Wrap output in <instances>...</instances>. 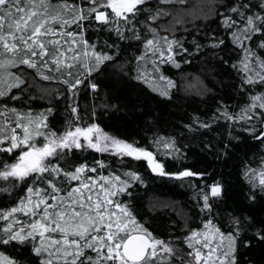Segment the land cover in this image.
Segmentation results:
<instances>
[{
    "label": "snow or ice",
    "instance_id": "1",
    "mask_svg": "<svg viewBox=\"0 0 264 264\" xmlns=\"http://www.w3.org/2000/svg\"><path fill=\"white\" fill-rule=\"evenodd\" d=\"M146 3L147 0H87L86 4L69 3V0H0V97H7L15 89L16 94L10 99L23 98L27 91V72L23 66L44 80L61 81L75 96L78 86L85 82L82 79L85 73L90 77L93 72L102 70L105 61L112 59L109 52L98 49L95 43L85 38L81 22H102L121 39L127 38L126 32L129 31L134 38L140 39L138 16ZM220 7L223 10L218 13L219 19L232 42L243 53L238 64L232 66L242 69L244 75L239 87L247 92L250 102L236 114L221 101L217 112H222L223 118L233 122L249 121L252 126L246 131L254 139L264 141V56L261 55L264 52V0H228ZM159 15L160 10H153L143 22L150 38L144 40L145 54L136 59H145L146 53L151 51L156 57L153 64L170 61L179 67L180 62L175 59L176 49L183 53L189 50L181 39L174 35H160L159 30L151 26L150 21ZM70 25L81 30L67 31ZM209 42L215 49L225 44V38L212 33ZM104 43L109 48L116 47L107 41ZM194 44L199 51L202 45L195 41ZM13 68L16 71H12ZM136 78L144 79L145 83L165 82L161 91L165 97L170 95L168 89L175 86L158 64L154 75L147 78L138 75ZM90 87L95 90L99 85L93 82ZM155 90L160 91V88ZM52 111L48 108L34 114L31 108L23 111L7 104L0 111V117H5L0 123V152L12 154L10 162L0 160V179L27 185L24 197L10 208L0 209V221L3 222L0 244H30V253L34 254L37 264H238V238L243 227L238 217H232L233 231L225 232L213 225L203 232L200 241L193 242L200 235L199 230H191L185 240L192 251L187 253V258L178 257L179 249L171 240L154 236L137 220L131 205L118 200V195L126 192L131 183L145 182L139 171L129 168L122 176L113 172L87 176L88 171L96 173L97 167L85 162L69 171L49 160L53 157L62 159L68 151L85 147L99 152L114 150L121 157L143 159L153 173L203 180V187L199 189L203 201L201 210L209 212L212 208L210 201L224 194L222 181L212 180L206 170L190 167L168 171L150 146H138L135 142L110 135L97 123H89L86 127L74 123L81 119L79 106L74 101L70 108L73 119L66 123L63 133H57L47 123V113ZM5 113H10L14 121ZM216 118L214 114L213 122ZM195 119L201 127H210V123L200 121L199 117ZM256 124L262 125L258 134ZM187 127L192 129L191 124ZM38 138L42 141L38 142ZM153 143L162 146L165 155L178 157L181 153L174 137H156ZM96 164L103 169V161ZM46 175L52 178L45 179ZM243 175L252 188L264 193V160L259 168L246 165ZM61 176L63 180L59 179ZM28 180L32 183L27 184ZM41 181L46 187H40ZM73 181L77 183L73 184ZM60 184L68 187L63 188ZM0 191L10 192L11 186ZM248 199L256 201L257 193L249 192ZM21 213L28 216L27 222L19 218ZM245 219L250 229L255 228V237L264 241V220ZM205 224L207 228L212 221ZM8 264L19 262L9 259Z\"/></svg>",
    "mask_w": 264,
    "mask_h": 264
},
{
    "label": "trees",
    "instance_id": "2",
    "mask_svg": "<svg viewBox=\"0 0 264 264\" xmlns=\"http://www.w3.org/2000/svg\"><path fill=\"white\" fill-rule=\"evenodd\" d=\"M227 2L147 0L142 14L138 16L140 39L134 38L130 31L126 32L127 38L121 39L102 22L82 21L85 38L112 56L102 65V70L93 72L90 77L85 73L82 77L85 82L78 86L73 96L61 81L44 80L32 69L23 66L27 72V91L19 100L10 99L16 94L15 89L7 97H0V111H3L4 104L23 111L31 108L34 114L51 108L53 111L47 113L48 126L57 133H63L66 123L73 119L70 108L74 101L79 106L81 116L74 123L82 127L97 123L110 135L135 142L138 146H150V150L158 153L157 158L165 163L168 171L182 167L206 170L212 180L219 179L225 186L223 196L210 201V212L201 210L203 201L199 189L203 187V180L179 179L153 173L143 159L121 157L114 151L99 152L85 147L83 150L68 151L62 159L53 157L49 160L51 164L59 163L69 171L85 162L97 167L96 173L88 171L87 176H98L101 172L103 175L113 172L122 176L129 168L139 171L145 182L131 183L126 192L118 195V200L129 203L137 220L154 236L165 241L171 240L179 249L178 257L187 258V253L192 251L185 240L191 230H199L200 235L193 242L200 241L203 232L210 230L213 225L225 232L233 231L232 217H238L243 225L238 238V264H264V241L255 237V228L250 229L245 219L251 217L257 222L264 220V193L252 188L243 175L246 165L260 167L261 160H264V141L254 139L246 131L252 126L249 121L233 122L223 118L222 112H217L221 101L231 113L236 114L244 104L250 102L247 92L239 87L244 73L239 66H232L238 64L243 55L242 50L232 42L218 16L223 10L220 6ZM69 3L86 4L87 0H69ZM153 10H160L161 15L150 21L151 26L157 28L160 35H174L181 39L189 50L183 53L176 49L175 59L180 62L179 67L170 61H157L163 74L175 82V86L168 89L170 95L167 97L161 95L165 82L145 83L144 79L136 78L138 75L146 78L154 75L157 67L152 62L156 57L151 51L146 53L145 59H136L145 54L144 40L150 38V34L143 22L148 20ZM80 30L76 25L67 27V31ZM212 33L225 38V44L214 49L209 42ZM105 41L116 47H107ZM194 41L202 45L199 51H196ZM261 55L264 56V52ZM93 82L99 85L95 90L90 87ZM157 87L160 91L155 90ZM214 114L217 118L213 122ZM5 116L14 121L10 113H5ZM196 117L204 123H210V127H201ZM4 118L0 117V123ZM190 124L191 130L187 127ZM255 126L258 134L262 125ZM156 137H174L176 146L181 150L180 155H165V149L153 143ZM40 141L42 138H38ZM11 159L12 154L0 152V160L10 162ZM97 161L104 162L103 169L97 166ZM49 178L52 177L45 176V179ZM59 179L63 180L64 177ZM31 183L32 180L27 181V184ZM9 186L10 192L0 191V209L12 207L20 197L26 195L25 183L0 179V189ZM59 186L68 187L67 184ZM40 187H46L43 181ZM249 192L257 193L256 201L248 199ZM19 218L25 222L29 219L23 213L19 214ZM208 220L212 221V225L206 228L205 222ZM2 225L0 221V227ZM246 241L251 243L247 244ZM30 248V244L21 245L18 242L0 244V253H3L0 264H8L9 259L19 264H37Z\"/></svg>",
    "mask_w": 264,
    "mask_h": 264
},
{
    "label": "rangeland",
    "instance_id": "3",
    "mask_svg": "<svg viewBox=\"0 0 264 264\" xmlns=\"http://www.w3.org/2000/svg\"><path fill=\"white\" fill-rule=\"evenodd\" d=\"M114 151V150H113ZM115 152V151H114Z\"/></svg>",
    "mask_w": 264,
    "mask_h": 264
}]
</instances>
